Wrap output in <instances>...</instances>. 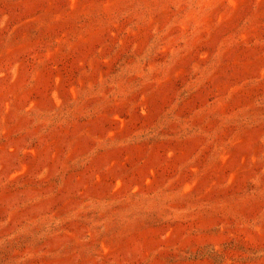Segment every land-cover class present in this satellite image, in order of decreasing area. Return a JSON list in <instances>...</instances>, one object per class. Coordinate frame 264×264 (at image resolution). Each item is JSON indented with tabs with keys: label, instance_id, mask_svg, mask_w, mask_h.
I'll list each match as a JSON object with an SVG mask.
<instances>
[{
	"label": "rangeland",
	"instance_id": "374dc122",
	"mask_svg": "<svg viewBox=\"0 0 264 264\" xmlns=\"http://www.w3.org/2000/svg\"><path fill=\"white\" fill-rule=\"evenodd\" d=\"M0 264H264V0H0Z\"/></svg>",
	"mask_w": 264,
	"mask_h": 264
}]
</instances>
